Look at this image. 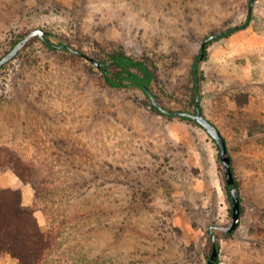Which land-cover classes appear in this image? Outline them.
Here are the masks:
<instances>
[{
  "label": "rangeland",
  "instance_id": "374dc122",
  "mask_svg": "<svg viewBox=\"0 0 264 264\" xmlns=\"http://www.w3.org/2000/svg\"><path fill=\"white\" fill-rule=\"evenodd\" d=\"M249 12L250 0H0V58L38 28L93 58L123 49L157 71L158 101L173 112H195L202 58V111L226 139L244 209L239 228L219 236L218 264H264V0L248 28L202 57L207 38ZM1 147L45 189L48 213L36 216L58 239L47 264H207L208 227L232 221L220 150L203 127L109 87L87 58L41 38L0 71Z\"/></svg>",
  "mask_w": 264,
  "mask_h": 264
},
{
  "label": "trees",
  "instance_id": "16d2710c",
  "mask_svg": "<svg viewBox=\"0 0 264 264\" xmlns=\"http://www.w3.org/2000/svg\"><path fill=\"white\" fill-rule=\"evenodd\" d=\"M255 3L256 0H250V12L245 23L227 29L220 37L229 38L235 33L248 28L251 25ZM50 36H52L51 33L45 39H41L47 48L66 50L74 57L82 56L80 52L72 51L60 35L54 36L55 41H52ZM36 39L38 38H33L30 42ZM212 41L204 42L205 45L202 46L203 60L207 58V47ZM93 56L103 64L100 70L106 85L116 90H139L144 93L152 109L168 117L176 116L175 112L167 110L159 103L158 96L155 93V86L159 81L158 73L146 59L116 48L104 50L103 53H95ZM201 59L200 57V60L198 59L195 62L192 71L191 101L195 108H197V103L201 98L199 78ZM150 93L153 94L161 108L153 103ZM180 118L195 122L186 117ZM0 170H11L23 184L31 185L34 190V205L27 207L23 203L21 187H2L0 189V261L9 255L18 264H47L58 247V239L52 231L44 229L36 216L37 207L48 213L46 207L40 205L45 193L43 184L39 182L35 168L27 164L17 152L9 147L0 148ZM226 188L231 199L230 188L228 186ZM243 213L244 209L242 208ZM259 230L264 233V228H259ZM218 250H220L219 243Z\"/></svg>",
  "mask_w": 264,
  "mask_h": 264
},
{
  "label": "water",
  "instance_id": "95a60500",
  "mask_svg": "<svg viewBox=\"0 0 264 264\" xmlns=\"http://www.w3.org/2000/svg\"><path fill=\"white\" fill-rule=\"evenodd\" d=\"M49 32L44 28H38L31 32H29L23 39L19 40L15 46L2 58H0V71L10 62H12L25 48V46L33 39V38H41L45 39ZM221 34H214L211 37L205 40L209 42L211 40H215L220 37ZM205 45V44H204ZM83 57L87 58L91 61L95 66L98 68H102L103 64L96 60L95 58L88 56L87 54H82ZM202 61V60H201ZM151 99L153 103L161 108V105L155 99L153 94L150 93ZM178 117H186L201 127H203L208 134L213 138L220 150V161L222 168L224 170L225 181L227 186L230 188L231 194V204H232V221L229 226L223 225H215L211 224L208 227V231L210 232L212 238V253L208 259L207 264H218V257H219V250H218V239L221 233L232 234L234 233L241 224V216H242V204L240 193L237 185V181L234 176L233 167H232V160L231 156L229 155L228 145L226 142L225 137L223 136L220 129L210 121L201 109V102L198 101L197 108L195 112H187V111H178L174 113Z\"/></svg>",
  "mask_w": 264,
  "mask_h": 264
},
{
  "label": "crops",
  "instance_id": "0c3cea01",
  "mask_svg": "<svg viewBox=\"0 0 264 264\" xmlns=\"http://www.w3.org/2000/svg\"><path fill=\"white\" fill-rule=\"evenodd\" d=\"M2 187H21L23 191V203L27 207L34 205V192L31 186H22L20 179L13 173H4L0 176V189Z\"/></svg>",
  "mask_w": 264,
  "mask_h": 264
}]
</instances>
